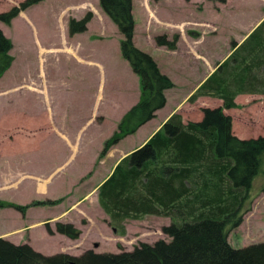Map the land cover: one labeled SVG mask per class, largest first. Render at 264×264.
Segmentation results:
<instances>
[{"label": "trees", "instance_id": "obj_1", "mask_svg": "<svg viewBox=\"0 0 264 264\" xmlns=\"http://www.w3.org/2000/svg\"><path fill=\"white\" fill-rule=\"evenodd\" d=\"M41 1L24 0L1 11L0 22L10 26L21 12ZM99 3L123 35L122 57L139 76L141 88L139 101L105 141L99 154L104 158L112 146L156 116L166 105L165 91L175 83L160 70L154 57L134 42V0ZM93 15L70 17L69 34L85 32ZM190 35L198 34L190 30ZM179 38V33L172 38L164 33L155 40L159 46L174 50ZM232 47L233 53L190 98L193 102L199 96L217 97L223 105L203 108L202 120L187 124L179 114H173L144 145L123 157L99 186V203L110 218L108 224L119 234L125 233L128 219L169 216L172 222L163 227V233L170 241L142 242L119 253L88 249L80 255H46L29 243L0 237V264H264V242L235 248L228 240L229 227L240 226L244 214L252 209L254 179L264 164V135L238 137L232 131L231 115L224 111L238 107L236 97L240 94H264V20L242 44L232 41ZM12 48L11 38L0 28V78L14 62ZM63 200L37 199L21 204L0 199V207H11L26 216L32 206H55ZM44 225L51 235L78 239L82 234L72 222L56 221L55 228L50 221Z\"/></svg>", "mask_w": 264, "mask_h": 264}, {"label": "rangeland", "instance_id": "obj_2", "mask_svg": "<svg viewBox=\"0 0 264 264\" xmlns=\"http://www.w3.org/2000/svg\"><path fill=\"white\" fill-rule=\"evenodd\" d=\"M21 1L24 0H0V12L9 10ZM197 1L134 0L136 46L153 57L166 61L167 51L164 47L158 46L156 36L166 33L172 38L178 32L185 35L184 31L186 33L188 31L190 34L189 28L201 29L202 24L199 22L207 20L204 18L206 13L199 12L204 6L208 10L219 11L222 15L218 24L224 37L238 24L241 26L244 24V29L247 28V25L264 11V0ZM89 12L94 14L87 24L89 31L76 38L68 36L66 25L69 18L81 19ZM0 28L11 38L13 42L11 54L15 57L12 66L0 78V199L27 204L37 199H48L47 197L52 195L64 197L63 201H66L59 208L32 206L27 211L28 218H24L11 207H0V237L3 236L17 244L29 243L46 255L62 252L80 255L88 249L98 253H119L131 251L142 242L155 243L159 239L170 241L171 238L163 233L166 221L158 215H145L139 220H126L125 233L119 234L104 220L99 206L96 203L90 204L94 201V195L89 196L86 204L75 207L68 215L71 219H79L77 227L82 231L79 241L60 233L51 235L44 225L46 217L59 215L65 205L69 206L76 197L88 194L92 187L85 186V182L96 173L103 159L99 158V152L96 150L100 147V135L114 129L113 121H116L121 108L127 107L132 101V95L134 96L132 92V88L136 86L134 73L128 71L129 63L122 57L120 51L123 35L102 10L99 0H43L21 12L10 26L0 22ZM96 35L104 37L98 38ZM206 45L209 46L211 53L222 51L221 44H211V41H207ZM48 47L53 50L75 48L78 56L107 65V100L104 102V108H107L112 116L108 127H105L103 132L96 133L95 143L86 158L84 157V160H89L88 164H91L98 154L95 170L86 172L82 168L74 169L72 173L78 180L77 185L66 186L59 176L44 190L40 185V179L46 175L48 163L52 166L57 156H50L48 162L47 149L41 135V126L47 122L48 117L41 112L40 89H46L49 85V98L53 102L60 100L58 93L62 94L61 100L66 105L65 115L78 118L90 115V103L85 102V98L88 93H93L97 89L99 82L97 71H88V68L81 67L72 59L69 60L63 51L58 55L50 54L52 51H48ZM168 60L174 69L175 67L186 69L187 61L181 57L176 59L168 56ZM115 101L119 104L118 109L113 107ZM240 104L238 109L229 110L232 131L234 123L235 131L240 134V138H257L264 135V94L255 93L242 97ZM30 129L34 130L32 135ZM137 143H139L137 140L124 143L122 148L127 150ZM110 161L112 160L99 167L97 173L88 181L89 185L104 174ZM75 178L72 177L71 182H74ZM21 179L23 181H19ZM263 185L264 164L254 179L252 209L244 214L240 226L229 227L228 240L235 248L264 242V192L261 191ZM246 206L248 202L245 203ZM167 217V220L171 219L172 222V218ZM58 220L68 222L67 217L61 216ZM178 223L181 224L182 221ZM25 224L28 227L20 230ZM50 224L54 228L53 223Z\"/></svg>", "mask_w": 264, "mask_h": 264}, {"label": "crops", "instance_id": "obj_3", "mask_svg": "<svg viewBox=\"0 0 264 264\" xmlns=\"http://www.w3.org/2000/svg\"><path fill=\"white\" fill-rule=\"evenodd\" d=\"M207 11L211 12L208 14ZM199 12L203 14L206 13L204 14V18H206L207 20L199 22L200 24H202L201 29L189 28L190 30L197 32L198 35H190L188 34V31L187 33L186 31H184L185 35L183 34V32H178L180 38L177 43L176 49L172 50L166 46H160L164 47L167 51L165 54V58H167L166 61L154 57L160 67V70L164 74L168 75L175 83V86L173 88L167 89L165 91V95L167 98L166 105L163 108L157 110L156 116L145 124H143L142 126H140L136 133L126 136L119 143L111 147L108 154L100 161L99 167L105 166L109 163L108 161L110 159L112 160L110 161L109 167L105 169L104 174H102L96 182L89 185L90 183L88 181H90L93 176L97 173L99 169L98 167V169L95 171L96 173L90 178H88L85 182V186H90V188L92 187L91 189L89 188L90 190L88 194L85 193L81 197H76L75 201L71 202L69 206L68 204L65 205L66 207L59 215L55 217L48 216L44 219L45 222L50 221V223H53L55 228L56 221H61L58 220V218L62 216L67 217L68 222H72L77 226L79 219H71V217H68V215L73 211V209H75V207L79 206L80 204H86V200H88L89 196L94 195V201L90 204L96 203V205L99 206L100 211H102V214L104 215V220L108 223L110 218L103 210L98 200L99 186L111 175L119 161L129 153L144 145L173 114H179L182 117L183 123L187 124L190 121H201L203 118V108H216L223 105V100L217 97L199 96L193 102L190 101V98L207 80V78L219 67V65H221V63H223L233 53L234 49L232 47V41H236L239 45L242 44L250 35V33L264 20V11L261 12L260 16L257 19L249 23L247 25V28L244 29V24L242 26L241 24H238V26L234 27L233 30L230 31L225 37L222 31L220 30V26L218 24V21L220 19L219 17L222 16L219 11L214 12L213 10H208L206 6H204L203 9ZM208 15H210V18H208ZM208 25H210L211 27H208ZM66 27V34L73 38L79 37L81 34L87 33L89 31L87 30L84 33L82 32L70 35L68 31V23ZM96 37L103 38L104 36L96 35ZM220 37H224V39ZM207 41H211V44H221L220 47H222V51L219 53L209 52V46L206 45ZM66 49L67 48H59L53 50L51 47L47 48L48 51H52L49 52L50 54L58 55L59 53L61 54L63 51L69 60L72 59L81 67L88 68V71H97V73L99 74V82L97 84V89L93 93H88L87 98H85V102L87 101L90 103V115L78 118H71L65 115L64 111L66 105L61 100L62 94L58 93L60 96V100H55L53 102L49 98L50 86L47 85L46 89H40V95L42 96L41 112L42 115H47L48 117L47 122H44L41 126V135L42 139L44 140V146L47 149L48 162L50 156H57L55 163L52 164V166L48 163L47 171L45 173L46 175L44 177H41L40 179V185L44 190L46 188H49V186L52 185L55 179L59 176L62 177L64 185L69 186L70 184L72 187L77 185L76 182L78 180L75 178V176H73L72 173L74 169L82 168L86 172H91L95 170L98 154H100V152L102 151L105 141L109 137H111L113 133L117 130L120 120L125 115V113L139 101L141 94L139 76L134 73L129 64L130 68H128L127 66V69L129 72L134 73L133 79L136 84V86L132 88L134 96L132 95V101L128 103L127 107H120L121 113L118 115L116 121H113L114 129L112 131H110L109 129L108 131L103 132L104 128L108 127V122L112 116L107 110V108H104V102L107 100L106 90L108 84V67L105 63L90 61L81 56H78V53L75 48L70 49L68 47V51L65 52ZM168 56L176 59H178V57H181L183 60H186V69H177L175 65L174 69L169 63ZM182 70H184V72H182ZM181 79L182 81H180ZM60 88L63 87L61 86ZM252 95L255 94H240L236 97V103L238 105H241L240 100L242 97ZM209 102H211L212 104H209ZM113 107H116L118 109L119 104L116 102L113 104ZM234 109L238 108L225 109V112L231 115L229 110ZM194 111L196 112V114ZM29 132L32 135L34 130L30 129ZM97 132H103V134L100 135L99 139L100 147L99 149H96L99 153L97 154L93 163L88 164L89 160L85 161L84 159L86 158L90 149L95 143V137ZM233 133L240 137V134L238 135V133L235 131L234 123ZM135 140L139 142L136 144V146L130 147L127 150H124L122 148V145L124 143H128ZM80 176L81 175L79 173L78 177ZM72 177L75 178L74 182H71ZM19 181L23 180L21 179ZM83 192L81 191V193ZM47 198L58 199L61 198V196L55 197L51 195ZM64 203H66V201H63L58 205L50 207L59 208L64 205ZM23 217L28 218V212L26 216ZM160 217L164 218V220L166 221V225H169L171 223V219L167 220V216ZM129 220L132 219H128V221ZM26 227H28L27 224L23 225L20 230H23ZM79 239L80 238L75 240L79 241Z\"/></svg>", "mask_w": 264, "mask_h": 264}]
</instances>
